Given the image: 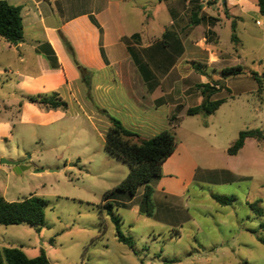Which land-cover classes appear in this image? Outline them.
Wrapping results in <instances>:
<instances>
[{"label": "rangeland", "instance_id": "1", "mask_svg": "<svg viewBox=\"0 0 264 264\" xmlns=\"http://www.w3.org/2000/svg\"><path fill=\"white\" fill-rule=\"evenodd\" d=\"M226 1L206 4L211 22L218 21L217 38L203 29L190 38L218 46L226 55L220 67L240 66L244 73L223 75L222 69L218 72L206 61L197 60L192 50L174 71L191 75L181 84L192 95H200V85L209 83L219 89L212 100H225L212 115L178 119L180 128L175 132L197 153L198 165L184 196L169 194L164 209L149 217L141 212L143 188L135 196L115 192L109 201L131 247L118 241L116 225L103 205L105 195L125 180L129 166L105 150L109 118L121 120L128 129L138 128L142 138H150L154 131L168 129L166 116L171 112L168 107L152 108L141 73L125 60L91 73L87 82L78 83L80 94L76 92L75 97L64 94L68 111L54 122L37 125L13 120L12 137L0 140V196L8 202L41 196L49 205L40 227L0 225V251L20 248L28 258H35L44 250L50 264H264V245L258 241L264 222V142L247 139L236 156L227 154L240 132L264 130V91L257 92L258 85L250 75L264 74V27L248 18L232 19L230 15L242 14L231 5L225 9ZM233 23L240 44L232 41ZM204 24L207 26V20ZM160 26L155 19V36L160 37ZM146 52L162 62L159 67L154 62L150 66L160 77L158 89H173V83L161 78L174 66L170 60H178L174 51L161 47ZM6 64L10 73L4 69ZM197 65L200 71L195 69ZM33 68L0 54V121L17 115L16 110H4V105L22 96L15 71ZM185 104L194 106L188 101ZM139 124L144 125L139 128ZM2 159L22 160L29 169L15 171L2 165ZM162 177L153 179L151 186ZM180 188L172 185L170 190L179 192ZM212 195L236 200L223 206ZM255 203L262 209V217L252 209Z\"/></svg>", "mask_w": 264, "mask_h": 264}, {"label": "crops", "instance_id": "2", "mask_svg": "<svg viewBox=\"0 0 264 264\" xmlns=\"http://www.w3.org/2000/svg\"><path fill=\"white\" fill-rule=\"evenodd\" d=\"M4 1L10 5L22 7L24 40L17 46H12L0 38V54L8 55L17 64L18 62L23 65L31 64L34 68L29 72L15 71L19 78L16 87L22 92V96L14 103L4 105V110L11 112L16 110L17 115L15 118L0 121V140L12 137L11 129L14 119L20 124L48 125L64 113L61 110L42 111L28 102L27 96L58 92L63 99L64 94L75 97V94L80 91L78 83L82 82L85 75L106 71L108 67L120 65L125 60L140 72L133 58L130 57L129 47L138 53L139 50L143 52L139 53L142 63L149 68L153 62L158 67L162 62L151 59V55H148L146 51L161 47L165 51H174V57L178 60L174 58L170 60L169 64L174 66H170L168 73L161 78L162 82L173 83L171 86L174 87L173 89L164 90L161 87L158 89L160 77L153 73L150 76L141 73V78L148 88L146 90L151 99L152 108L157 110L162 107L169 108L171 112H168L166 116L167 121L169 120L167 127L174 131L180 128L178 119L188 116L187 111L190 108L200 106L203 102L201 93L192 95L188 92L187 86L181 84L191 75L175 73L176 66L192 50L197 60L206 61V64L214 70L219 72L225 69L220 65L226 55L218 46L209 47L206 45V39L205 42L198 40V43L190 38L191 34L201 29L207 30L217 38L215 27L218 21L211 22L212 16L206 12L207 6L201 0ZM230 5L239 9L242 14V17L232 14L230 15L232 19L242 20L244 17L255 20L258 26L264 27V15L260 13L257 0H227L224 4L225 9ZM155 19L161 24L158 30L161 38L155 36L157 33L153 27ZM205 20H207V26L204 24ZM135 35H139V38ZM62 36L71 44L80 66H76L69 56ZM49 47L57 58V68H53L46 55L40 51L41 48L48 50ZM4 67L9 69L7 72H11L12 69L8 64ZM150 71L152 72L151 68ZM200 77L202 78L200 82H204V77L202 75ZM216 95L217 93L212 98ZM186 101L194 103V106H186ZM172 117L176 120L170 121ZM139 125L137 127L140 128L144 124ZM130 129L138 132V128ZM159 132L154 131L151 137ZM177 139L178 146L175 152L163 164V177L152 185L154 216L158 210L164 209V201L169 194L183 197L196 177L197 153L190 149L178 135ZM17 161L25 164L22 160ZM178 184L181 186L179 192L170 190L172 185L178 187Z\"/></svg>", "mask_w": 264, "mask_h": 264}, {"label": "trees", "instance_id": "3", "mask_svg": "<svg viewBox=\"0 0 264 264\" xmlns=\"http://www.w3.org/2000/svg\"><path fill=\"white\" fill-rule=\"evenodd\" d=\"M257 6L260 13L264 15V0H257ZM236 25L233 23L234 33L232 41L239 43L235 35ZM139 38V35H135ZM0 38L4 39L12 46H17L24 40V23L22 17V7L10 5L4 0H0ZM63 42L76 66H80L74 49L71 44L62 36ZM131 57L137 65L140 73L150 76L152 72L147 65L142 63L139 53L128 48ZM46 55L53 68L58 67L57 58L54 51L49 49H40ZM101 52L104 56L103 49ZM200 71L201 66L195 67ZM202 72V71H201ZM244 73L242 67L226 68L222 71L223 75L238 76ZM202 75H205L202 72ZM258 85L257 92L264 91V74L260 75L251 72ZM88 76L85 75L83 81L87 82ZM203 102L200 106L190 108L187 111L188 116H196L199 114L212 115L225 103V100H212V97L218 92V88L207 83L200 85ZM26 100L36 105L42 111H68L69 104L58 92L30 95ZM110 128L106 135L105 150L108 154L122 159L129 166V174L123 182H121L114 191L105 195L103 207L111 215V219L116 225V236L118 241L131 247L130 239L126 238L120 230L119 217L113 214L114 205L109 201L115 192L129 193L135 196L140 188H144L142 195V203L145 205V214L149 217L154 216L153 194L154 189L151 186L153 179L162 177L163 164L172 156L178 146V139L173 129H166L153 137L142 138L140 133L128 129L121 120L110 117ZM176 120L172 117L170 121ZM247 139H255L258 143L264 142V130L255 129L247 130L239 133L238 139L227 150L229 156H236L245 146ZM212 198L223 206L232 204L235 197H221L212 195ZM49 201L45 197L31 196L19 202H8L4 197L0 196V225H20L29 224L31 226L40 227L45 224V209L48 207ZM258 203L252 206V209L259 217L263 216V211L259 208ZM260 232L263 234L258 237V241L264 245V222L260 224ZM0 264H50L49 259L41 250L39 256L28 258L20 248H4L0 251Z\"/></svg>", "mask_w": 264, "mask_h": 264}, {"label": "water", "instance_id": "4", "mask_svg": "<svg viewBox=\"0 0 264 264\" xmlns=\"http://www.w3.org/2000/svg\"><path fill=\"white\" fill-rule=\"evenodd\" d=\"M1 164L9 166V167H13L14 170L18 171V172L25 171V170L29 169L28 166H26L24 163H21L19 161H11V160L2 159ZM37 172H39V171H37ZM141 212L145 213V205L144 204L142 205Z\"/></svg>", "mask_w": 264, "mask_h": 264}, {"label": "built area", "instance_id": "5", "mask_svg": "<svg viewBox=\"0 0 264 264\" xmlns=\"http://www.w3.org/2000/svg\"><path fill=\"white\" fill-rule=\"evenodd\" d=\"M204 4L210 3V2H214L216 0H201Z\"/></svg>", "mask_w": 264, "mask_h": 264}]
</instances>
